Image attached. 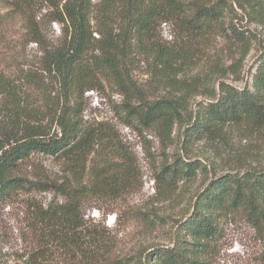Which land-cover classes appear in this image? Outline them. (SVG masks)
<instances>
[{"label":"rangeland","instance_id":"rangeland-1","mask_svg":"<svg viewBox=\"0 0 264 264\" xmlns=\"http://www.w3.org/2000/svg\"><path fill=\"white\" fill-rule=\"evenodd\" d=\"M60 1L0 0L22 12L21 19L0 24V144H14L28 133L49 140L58 133L59 114L74 104L50 63L66 34L65 23L58 20ZM179 1L190 9L197 0ZM225 1L219 20L202 35H185L172 23L156 28L158 40L176 51L170 69L123 48L116 60L118 78L84 92L83 119L108 123L130 160L126 165L119 161L112 172L116 178L84 201L78 214L82 226L67 238L61 239L56 227L46 228L32 206L36 201L47 209L64 200L52 186L62 182L63 165L41 152L18 162L12 173L41 186L0 201V264H128L139 252L172 244L178 222L186 220L196 193L210 180L226 173L264 172V129L230 125L213 138L184 135L197 103L214 99L220 82L251 88L264 55V8L248 0ZM203 2L211 6L216 0ZM92 36L90 52L98 55L100 37ZM124 40L131 45L129 34ZM160 99L177 106L180 115L169 129L120 121L124 101L145 105ZM179 159L197 162L190 176L172 175ZM212 264H264V242L249 223L232 218L223 226Z\"/></svg>","mask_w":264,"mask_h":264},{"label":"trees","instance_id":"trees-1","mask_svg":"<svg viewBox=\"0 0 264 264\" xmlns=\"http://www.w3.org/2000/svg\"><path fill=\"white\" fill-rule=\"evenodd\" d=\"M248 1L264 8V0ZM8 7L10 12L0 13V24L22 17L18 6L0 2V10ZM225 7V0H216L211 6L197 0L190 9L183 7L179 0H99L97 3L61 0L58 20L65 23L66 34L61 47L50 56V63L62 77L68 93L73 95L74 104L59 114L58 133L49 140H39L28 133L14 144H0V201L21 191L40 188L41 185L12 172L32 152L51 155L63 165L62 182L52 186L64 200L49 203L47 209L36 201H32V206L46 228H57L61 239L79 229L82 223L78 214L84 201L97 197L106 180L112 179V172L118 171V164L126 165L130 160L113 128L107 127L108 123H87L83 119L84 92L97 88L102 80L118 78L116 60L123 57V48L130 54L152 56L161 66L170 69L176 60V51L158 40L156 28L161 23H172L184 28L185 35H202L219 20ZM93 19L96 27L91 24ZM93 32L100 37L98 55L90 52ZM127 34L131 45L125 44ZM181 57L186 59L184 55ZM176 108L165 99L145 105L124 101L125 113L120 121L132 125L136 120L143 127L160 124L169 129L180 119ZM193 118L194 121L184 124L186 137L213 138L230 125L245 130L264 129V55L257 61L251 88L239 89L220 82L214 99L197 103ZM196 163L185 164L179 159L171 173L190 176ZM232 218L249 223L264 242L263 171L248 170L242 175L226 173L210 180L196 193L192 212L186 220L178 222L172 244L139 252L127 263L212 264L223 226Z\"/></svg>","mask_w":264,"mask_h":264}]
</instances>
